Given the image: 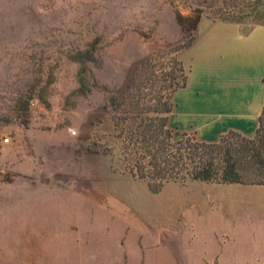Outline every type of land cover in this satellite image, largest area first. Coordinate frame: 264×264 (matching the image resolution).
<instances>
[{"label": "rangeland", "instance_id": "1", "mask_svg": "<svg viewBox=\"0 0 264 264\" xmlns=\"http://www.w3.org/2000/svg\"><path fill=\"white\" fill-rule=\"evenodd\" d=\"M203 23L264 26V0H0V264H264V186L153 193L105 109L132 91L174 109Z\"/></svg>", "mask_w": 264, "mask_h": 264}, {"label": "trees", "instance_id": "2", "mask_svg": "<svg viewBox=\"0 0 264 264\" xmlns=\"http://www.w3.org/2000/svg\"><path fill=\"white\" fill-rule=\"evenodd\" d=\"M105 109L119 131L123 170L146 181L153 193L170 182L264 186V104L252 138L228 131L213 143L170 126L171 94L117 92Z\"/></svg>", "mask_w": 264, "mask_h": 264}, {"label": "crops", "instance_id": "3", "mask_svg": "<svg viewBox=\"0 0 264 264\" xmlns=\"http://www.w3.org/2000/svg\"><path fill=\"white\" fill-rule=\"evenodd\" d=\"M183 61L189 69L187 82L174 95L171 126L180 132L194 130L205 143L228 131L252 138L264 104V26L203 23ZM230 255L216 258L232 264ZM163 260L169 264L159 254L148 264Z\"/></svg>", "mask_w": 264, "mask_h": 264}, {"label": "built area", "instance_id": "4", "mask_svg": "<svg viewBox=\"0 0 264 264\" xmlns=\"http://www.w3.org/2000/svg\"><path fill=\"white\" fill-rule=\"evenodd\" d=\"M6 143H8V139L7 138H4V139L0 140V144L4 145Z\"/></svg>", "mask_w": 264, "mask_h": 264}]
</instances>
